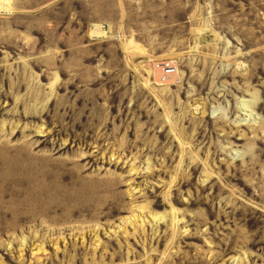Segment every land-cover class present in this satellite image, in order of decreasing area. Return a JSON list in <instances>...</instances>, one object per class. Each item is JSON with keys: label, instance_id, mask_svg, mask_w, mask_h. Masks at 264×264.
Segmentation results:
<instances>
[{"label": "rangeland", "instance_id": "1", "mask_svg": "<svg viewBox=\"0 0 264 264\" xmlns=\"http://www.w3.org/2000/svg\"><path fill=\"white\" fill-rule=\"evenodd\" d=\"M0 264H264V0H0Z\"/></svg>", "mask_w": 264, "mask_h": 264}]
</instances>
